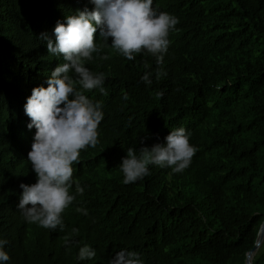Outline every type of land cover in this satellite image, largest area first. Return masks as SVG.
<instances>
[{
    "label": "trees",
    "instance_id": "obj_1",
    "mask_svg": "<svg viewBox=\"0 0 264 264\" xmlns=\"http://www.w3.org/2000/svg\"><path fill=\"white\" fill-rule=\"evenodd\" d=\"M95 8L91 0H0V239L8 241L7 264H110L121 251L135 252L141 264H245L264 218V0H153L158 13L179 21L161 64L147 52L128 60L109 37L85 64L104 74L106 94L76 85L102 104L104 117L98 144L73 165L75 201L62 214L63 229L30 223L18 208L21 183L37 179L29 152L24 158L36 129L27 127L30 120L24 126L19 101L25 105L26 89L65 63L41 34L55 43L58 21ZM95 39L103 43L99 28ZM158 71L166 75L157 78ZM146 73L151 84L141 79ZM181 127L197 149L186 169L149 165L143 179L123 182L129 148L139 156L141 146L164 144ZM83 246L95 256L79 260ZM251 263L264 264V237Z\"/></svg>",
    "mask_w": 264,
    "mask_h": 264
},
{
    "label": "clouds",
    "instance_id": "obj_2",
    "mask_svg": "<svg viewBox=\"0 0 264 264\" xmlns=\"http://www.w3.org/2000/svg\"><path fill=\"white\" fill-rule=\"evenodd\" d=\"M96 5L92 11H79L68 15L66 24L56 23L54 28L55 43L42 33L47 40V50L51 55L63 56L65 63L57 66L49 76V69L39 81L31 84L26 90L31 92L25 105L19 101L18 109L24 126L36 129L31 150L26 145L24 158L36 174L34 184H23L19 199L20 208L30 223L40 227L56 230L63 229L62 214L75 201L70 193L73 186V165L80 162V153L89 147H95L99 140L98 128L104 113L100 102H93L84 91L99 89L106 94L104 74L94 75L86 66L99 54L111 38V48L128 60L135 59L137 54L147 52L155 56L157 63L163 62L170 41L169 33L179 22L174 16L157 12L153 0H91ZM103 41L96 43L95 33ZM109 59L108 55L101 57ZM147 68L148 65L146 64ZM75 74L76 79L73 78ZM157 78L166 75L161 71ZM151 84L150 74L141 78ZM79 84L84 91L77 90ZM162 97L163 93H157ZM124 99H127L125 94ZM190 133L183 127L171 130L165 137L166 143H154L151 147L141 146L140 155L129 148L121 160V171L125 184L141 180L149 172V165L170 167L174 172H182L190 164L197 149L189 142ZM144 137L140 143L144 144ZM76 183L77 194L84 189ZM86 213L85 209L77 208ZM76 231L75 229L73 230ZM66 238V243H67ZM8 243L0 239V264H7L10 257L4 250ZM95 256L89 246L79 250L78 259L85 260ZM110 264H141L135 252L121 251Z\"/></svg>",
    "mask_w": 264,
    "mask_h": 264
},
{
    "label": "water",
    "instance_id": "obj_3",
    "mask_svg": "<svg viewBox=\"0 0 264 264\" xmlns=\"http://www.w3.org/2000/svg\"><path fill=\"white\" fill-rule=\"evenodd\" d=\"M263 237H264V218H263V221L261 223V226H260V228L258 230V234H257V237H256V241H255L253 247L246 253L245 264H252L251 263V260H249V255L252 252L254 254V252L257 250V248L262 243Z\"/></svg>",
    "mask_w": 264,
    "mask_h": 264
},
{
    "label": "bare ground",
    "instance_id": "obj_4",
    "mask_svg": "<svg viewBox=\"0 0 264 264\" xmlns=\"http://www.w3.org/2000/svg\"><path fill=\"white\" fill-rule=\"evenodd\" d=\"M28 97V96H27ZM15 103V102H14ZM8 105V104H7ZM15 113H13V115H14ZM31 142V141H30ZM252 256H253V252L249 255V260H251V258H252Z\"/></svg>",
    "mask_w": 264,
    "mask_h": 264
}]
</instances>
